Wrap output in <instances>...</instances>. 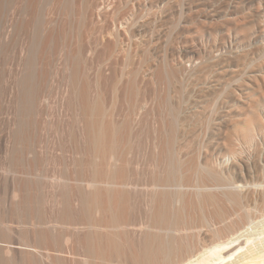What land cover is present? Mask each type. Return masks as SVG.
<instances>
[{
    "label": "bare ground",
    "instance_id": "bare-ground-1",
    "mask_svg": "<svg viewBox=\"0 0 264 264\" xmlns=\"http://www.w3.org/2000/svg\"><path fill=\"white\" fill-rule=\"evenodd\" d=\"M257 1L261 2L260 0ZM156 2L154 4H156ZM251 2H253V0ZM25 3H28L25 4L28 8V5L34 2L30 4L28 0V2ZM55 3L59 4L60 1L58 0V2ZM79 3L80 5H78L81 7V12L79 13V15H81L80 18H78L80 19L79 23L87 19V17L88 19L90 18V23H94L93 19L95 17V19H97V17L102 20L104 18L108 19L110 16V9L112 11V8H110L109 5L106 6L104 3L105 7L100 4L102 6V8H100V5L96 1L89 4L85 0H80ZM235 3L237 4V2ZM225 4H227V2H225ZM59 5H61V3ZM76 5V0H64L63 6L61 5L62 9H58L62 10L64 15L68 13L71 14L72 9H74ZM237 5H235V7ZM27 8L23 11L21 10L19 16L27 13L25 12ZM29 8L31 7L29 6ZM252 9H254V7ZM62 13L61 15H63ZM114 16L113 13L110 18ZM63 17L62 19H64ZM23 18L24 16H20L18 19L24 21ZM111 19L113 21V18ZM141 19L142 18H140V20ZM204 21L206 22V20ZM125 22L124 27L122 24L119 27L115 26V28L109 29L107 27V32L104 34L108 35V39H114L115 41L120 40L125 34L131 37H135L136 34L139 36L140 30L138 31L137 29L140 25L132 20ZM24 23L26 22L24 21ZM27 24H29V21H27ZM27 24H25L26 27H28ZM67 24L69 23L67 22ZM101 24H103V22H101ZM106 25L108 24L106 23ZM235 25L237 26V24ZM10 28L11 30L9 31H13L14 33L21 31V25L17 22L12 24ZM44 29L43 27L41 31L42 34L45 31ZM252 29H254V27ZM77 30L79 29L77 28ZM155 31L154 29V32ZM248 31L244 33V40L250 38ZM47 32V38L46 35L45 39L43 38L44 43L39 40V38H32L31 41L28 39L30 43L29 45L27 44L29 47L28 50L26 49L27 53L22 61L23 63L21 62L22 69L19 74L16 73L18 76L15 82H13L15 95L12 97L14 98L12 101L15 106L14 110L16 109V120L13 119L15 122L13 123V129H10V146L8 145L9 148L6 153L9 165L13 167V169L0 168V171L3 169L5 172V176H7V171H10L8 173L9 175L11 173L13 174L11 179L12 188H10L12 200L8 207L5 205L7 200H5V202L2 200L4 202L3 206H6L3 210V206L0 204V264H264V201H262L263 204L261 203L263 206L260 208L262 209H260L256 216L242 210L241 213L236 214L238 215V219H232L228 210V205H231V207H242L243 195L241 196V192L238 191L240 187L236 189L235 187L229 188L228 184L231 185V183L226 182L229 180L224 176L226 175L224 170L212 164L211 158L208 155L206 157L204 156L205 153L201 156L202 152H200V150H195L194 147V150L190 148L189 138L190 134L193 133H191V128L193 127L191 120L192 115H194L192 110V101L194 99L191 101V96L194 94L191 95L186 87L189 81L187 84L184 82L187 80L184 79L185 74L183 77H181V75L180 78L178 76L180 73L183 74L184 70L187 68V66L182 67V64H180L178 68L174 69L173 67L171 68L172 70H170V66L165 65L168 63L167 61L165 64L162 63L166 70L163 69L164 66L163 68L156 67L154 70L150 68L151 71L147 77L148 79L143 77L139 83H136L138 82L137 79L135 80V78L138 77L135 76L139 75L137 73L139 70L132 74L127 73L130 75L129 78L124 75L125 79H128H126L127 83L122 82V84H125V89L122 88L127 91L124 94L127 95L133 90L134 92L137 91L135 95L139 96L138 92L140 93L142 90L143 103L148 95V83L155 82L154 84H150L153 86L156 84L157 90L161 89L159 85L161 87L165 85L164 89L166 88L165 90H167L165 91L166 96L163 104L161 103L162 105L160 103H158V106L154 104L155 106L149 109L150 112L148 110L146 111V108L143 109L144 106H140V109H143L144 112L141 113V117L135 122L133 116L136 113V104L134 105L133 101L131 102L129 100L130 97L134 98L135 95L131 93L132 96H128L129 98L127 97V100V98H124L126 95L124 96L121 92L126 102L128 101L129 104L131 103V105L133 104L134 106L128 107V109L130 108V110H128L129 114H124L125 116L122 114L124 117L123 120L122 118L119 119L113 111L117 108L113 106L117 105V102H115L117 91H115V89L117 90V88L120 87L115 88V86H113L114 88L112 89L114 90V95L111 97L116 105L113 104V101L111 104H108V102H106L107 100L102 95L103 86L101 87L100 85L99 77L95 80L93 79L94 81H87V79L89 80L87 77L86 79L83 77L85 79L84 81L81 80L80 69H78L79 60H81L79 57L81 55L78 57L75 52L76 50H73L75 54L71 53L72 51L69 54L65 52L67 55H63L64 58L61 66L62 73L64 74L63 80L66 82L67 86L64 104L66 105V111H69L68 113L71 115V118H69L72 121H70L71 123L67 122L68 124L64 122V127L61 126V130H59L61 139L70 140L74 137L78 145L76 148L79 150L77 151L76 148V150L73 149L75 152L77 151V156L73 154L75 158L73 156L71 157L73 159L71 161L73 162L69 161V166L72 165L69 167V170L67 169L68 164L66 165L65 161L64 165L66 166L64 169L68 171L65 170L64 172V169L61 170H63L65 174L69 171L71 172V170L73 172L71 175L63 174L62 177H59V180L52 183L49 187H46V185L49 184L48 181H46V185L44 184L45 186L43 185L44 187L42 186L45 182H42L43 180L40 181L41 186L35 183L32 178L36 175L33 177L29 176L30 178L17 175L19 171L15 169L18 170L23 165L22 163H24L23 161L21 163L23 157H21V155L27 152L24 150L25 152L21 153L20 151L24 147L28 149L33 141L31 140V129L34 127V124L31 122V118L35 110L34 106L38 95V89L44 86L42 81H44L43 78L45 77V73L41 72L42 70L39 72L41 65L43 66V64H41L43 62L42 59L43 56L46 55V52H48L49 43L58 37L52 28ZM150 32H153V30ZM154 32L150 33L151 36L149 35L147 41L160 38V35ZM73 33L71 35L72 37ZM7 35L8 32L3 31V34L1 33L0 35V41L1 39L4 40ZM102 40L104 41L105 38ZM147 41L146 43H148ZM141 44H143V41ZM222 46L220 45L219 48ZM56 48L58 49L57 46ZM26 50L25 48L23 49L24 53ZM115 51H118V48ZM145 51H148V49L146 50L144 48V52ZM185 52L184 55L186 54ZM245 56L244 61L241 57H236L234 59L235 69L230 71L233 72V74L230 73L231 75H229V69L227 68L229 63L227 62V65H222L221 69L223 72H226V75L228 73L229 76H232V80L241 79V75H244V67L247 65V63H244L247 61L245 60ZM220 63L225 64L224 62ZM167 66L169 67L167 68ZM159 69H162V73ZM261 69H263V67ZM163 71L165 72L163 73ZM189 71L191 72V70ZM223 72L220 71V73ZM99 73H101V71ZM186 74L188 75V72ZM122 77H120L122 80H117L119 84H121L120 81H124ZM102 78L103 77L100 79ZM182 78L184 81H182ZM222 82L223 81H221V83ZM219 83L214 84H218L220 88ZM209 85H211V83ZM220 85L224 86L225 83L224 85ZM135 86H138L136 87L137 90L133 89ZM11 87L13 88V85ZM203 87L207 90L210 88V86H208V88L205 86ZM213 87L214 89L217 88L213 85L211 87L212 90ZM222 88L223 87H221V89ZM171 89L173 92L175 91L174 94ZM169 90H171L172 95L178 93V95H175V97L178 96L176 97L177 99L175 98L176 101L174 100L175 104H169L170 96L173 97L171 94L169 95ZM197 91L201 93V90L198 89ZM158 93L159 95L163 94L160 92ZM114 96L115 98H113ZM173 99L174 98H172V101ZM162 100L163 98L159 101L162 102ZM249 102L250 104L248 103L249 105L247 104L246 106L242 104L243 106L240 107L241 111L238 109V114L236 115L238 118L234 115L236 119L233 116L234 119L231 118V120H228L227 116L229 115L224 111L225 114L223 113L220 116L222 119L220 125L223 126L226 131L228 129L229 131L231 130V132L228 131V134L239 136L240 140H245V143L248 141L252 143V139L256 138L257 134L260 135L264 133V112H262L264 108V90L261 94V98L257 96L249 100ZM164 112L167 113V116L164 115ZM122 115L120 117H122ZM148 116L150 117L152 132L149 138L151 143L148 152H138V159H136V157L133 158L132 156L133 146L136 142L135 139L143 134L142 131L145 126L148 127L149 123H146V121L149 122V120H147ZM194 124L195 123H193V125ZM56 130H58V127ZM227 136L228 137H225L231 138L230 140L237 138L234 136ZM64 140H62V142ZM135 146L136 148L134 147V149L137 150L139 146H137V144ZM245 146L247 145L245 144ZM68 147H70V145ZM248 148L250 149L249 146ZM139 149L138 151H140ZM29 155H32V153ZM34 155L30 156V160L31 157H35ZM23 160L25 161V159ZM58 163L60 164L59 161ZM38 165H41L40 162ZM26 166L24 165V167ZM30 166L28 168H30ZM32 168L31 166L30 169L32 170ZM70 168L72 169L70 170ZM26 169L24 168V171ZM33 170L35 171L34 168ZM35 173L37 174V172H34V174ZM30 174L31 172H29L28 175ZM72 176H75V178ZM8 180L9 178L6 182H3L4 186L5 183H8ZM235 183L234 180V185ZM3 185L0 189H5ZM226 185L228 188L226 187V189H223ZM40 187H42L44 191ZM257 187H259V184H257ZM41 191H43V193L45 192L44 197H42ZM3 192L5 194L4 190ZM6 192H8V190H6ZM37 192L41 193V197ZM2 196L3 195H0V198ZM46 209L48 212H46Z\"/></svg>",
    "mask_w": 264,
    "mask_h": 264
},
{
    "label": "rangeland",
    "instance_id": "rangeland-1",
    "mask_svg": "<svg viewBox=\"0 0 264 264\" xmlns=\"http://www.w3.org/2000/svg\"><path fill=\"white\" fill-rule=\"evenodd\" d=\"M0 1H1L0 35H1V33L3 34V31L4 32L7 31L8 32L7 37L9 38L8 39L7 37H5L4 40L1 39V41H0V163H1L0 168L13 169V167H11L9 165V162L6 158L7 149L10 146V141H9L10 140V132H11L10 129L11 130L13 129V123L15 122L14 120H16L15 119L16 118V109L14 110L15 106L13 105L14 102L12 101L14 99L12 97H14V95H15L13 82H15V79L17 78L19 72L22 69V63H23L22 61H23L24 57L26 56V53H27V50L29 47L28 45L30 43L28 39H30V41H31L32 38L33 39L39 38V40H41L44 43L45 35L47 38V34H46V33H48L47 31L49 29L51 30V28H52V30L55 32V34H57L56 36H58V37H56L55 40H52L53 43L52 42L49 43L48 52H46V55H44L43 59H42L43 62L41 64H43V66L41 65L40 70H39V72L42 70L41 72L45 73L44 74L45 77L43 78L44 81H42L44 86L42 88L38 89V95L39 96L37 95V99L35 102L36 107L34 106L35 110L33 111L34 114H32L33 117L32 118L30 117L31 122H33V124H34V125L32 124L34 127H32V129H31V133H32V135H31L32 139L31 140H33L32 141L33 143L31 142V145L29 146V148L30 147H32V148L27 149L24 147V148H22L23 150L21 149V151H20L21 153L25 152V151H27V152H25L21 155V157L23 156L21 163H22V161L24 163H22L23 165L21 164L22 165L21 167L19 166L21 169L20 168L18 170L15 169L16 171H19V173H20V174L18 173L17 175H23L24 177L25 176L33 177L34 175H36V176H34V178H32L35 183L40 185V181L43 180L42 182L45 181L43 184L41 183L43 186L44 184L46 185V181H48L49 184H47L46 187H49L52 183L59 180L60 179L59 177H62L63 174L64 175H69V174L71 175L73 172L71 170L72 168H70L71 172L69 171L70 173L68 172L67 174L63 173V170H61V169L65 168V166L69 163V161L73 160L71 157L73 156V154H76V152L79 150L76 148L78 145L76 144V140L74 137H73L74 139L69 138L70 140L66 139L67 140L66 141L64 139H61V136H60L61 126L64 127V124H65L64 122L69 123L70 121H72L70 119L71 115L68 113L69 111H66L67 110L66 105L64 104V98L66 96L67 86H66V82L63 80L64 74L62 73L63 71L61 70L63 58L65 55H67L66 53L69 54L72 51L71 53L75 54V52H76L78 57H79V55H81L79 57V59H81V60H79V67H78V69H80L79 71H80L81 80L84 81L87 77V78H89V80L87 79V81H90V80L94 81L97 77H99L100 85H101V87L103 86L102 87V92H103L102 95L107 100L106 102H108V104L109 103L111 104V102L113 101L112 97H111L114 95L113 94L114 90H112L114 88L113 86H115V88L120 87L121 89L120 88H117V90L115 89V91H117V95H116V100L115 99L114 100H115V102H117L116 103L117 105L114 104L115 102L113 101V104L116 105L113 107H116L117 109L113 108L114 109L113 111L119 117V119L122 118V120H123V118H124L123 115L124 114L127 115L128 110H130V108L128 109V107L134 106L136 104V106H135L136 107V113L133 116V119L135 118L134 119L135 122H136V120L138 121V119L141 117V115H142L141 113L144 112L143 109L146 108V111L147 110L149 111V109L151 107L155 106L154 104H157V106H158V103L163 104L164 98L166 96L165 91H167V90H165L166 88L164 89L165 85H163L164 87H161L159 85V87L161 89L159 88L160 90H157L158 88L156 87V84L154 86L151 85V84H154L155 82L149 81L151 84L150 83L147 84V87L149 86L148 87V95L146 97V100L143 103L142 102L143 101L142 90L140 91V93L138 92L139 96H136L135 94L137 93V91L134 92L133 90H132V92H129V94H127V95L124 94L127 92L126 90H124L125 89L124 83L125 82L127 83V81H126L127 78L125 79V77L129 78V76H130L127 73L132 74L133 72H137L139 70L137 72L139 75L135 76V77L138 76L137 78H135V80L137 79L138 82H136V83H139V81L142 80L143 77H146V78L148 77L149 72L151 70L156 69V67L157 68H163L165 62L167 63V61H168V63L165 65H169L170 70H172L171 68H173V67H174V69L178 68V66H180V64H182V67L187 66V68H186L187 70L185 68L184 69L188 72V75L186 74L187 72L184 70L183 74L180 73V74H178V76L180 78L181 75H182L181 77H183L185 74L184 79H187V80L184 81V79L182 78V81H184L186 84L189 81V83L186 87L190 91L191 95L194 94L191 96V101H192V99H194L193 100L194 102L192 101V106H193L192 110H193L194 115H192L193 121L191 120V122H192L191 124L193 126L191 128V133L192 132L193 133L190 134V138H189L190 148L193 149V147H194L195 150H200V152L203 153V154L201 153V156H203L205 153L204 156L206 157L208 155L212 160V164L217 165V167H220L222 170H224V173H226V175H224V176H226V178L229 180L226 182L231 183V185L233 186L232 187L231 185L228 184L229 188L235 187V189H236V188L240 187L238 189V191L241 192V196L243 195L242 196L243 199H242V203H241L242 207L241 208L240 207H233V206L231 207V205H228V210L231 214V218L232 219H238V215H236V214L241 213L242 210H245L246 212H250L252 215L254 214L255 216L259 213L260 209H262L260 207L263 206V205H261V203H262V201H264V199H262V198H264V183H263L264 182L263 181L264 180V137H263L264 133L260 134V135L257 134L256 135L257 137L252 139L255 142L252 141V143L250 141L245 143V140L243 141L242 139H241L242 140V142H241L240 137L238 136L239 137L238 138L235 135H233V136L237 137V138L234 140L232 139L233 140L232 141V140H230L231 138H226V137H228L227 135H229L231 137H233V136L228 134L229 132H231V130L229 131V129L227 128L228 130L226 131V129L220 125V122L222 120L220 116H221V114H223L225 112L227 115H229V116H227V119L231 120V118H233L234 115L236 116L238 114V109H240V107H242L243 105L246 106L248 103L250 104L251 101L249 102V100H252V99L256 98L257 96L261 98V94L264 90V73H263L264 72V0H260L261 2H259L257 0L256 1L253 0V2H251L252 0H240V1L239 0H225V1L220 0L221 2L219 0H214V1L213 0H202V1L197 0L198 2L196 0H158V1L157 0H150V2H149V0H85L89 4H92L96 1L99 5L101 4L102 6L104 4L106 6L109 5V7L112 8V11H113L112 12L110 9V12H109L110 16L113 13L115 15L114 17H111V18H113V21L110 18V16L108 17V19L104 18L105 20L104 19L102 20L98 17H97V19H95L96 18L95 17L93 19L94 23H90L91 20L89 21L90 18L88 19V17H87V19L83 20L84 22L81 21L82 23L81 22L79 23L80 19H78V18H80V15H81V14L79 15V13L81 12V9H80L81 7L79 6L80 0H78V1L76 0L77 5L74 6V9H72L71 14L68 13L65 15H64V13H62V10H60V9H62V6L64 4V0H62V2H61V0H59L62 6L59 5L60 3L59 4L55 3V2H58V0H56V1L55 0L54 1H52V0H34V1L31 0L34 3H32L29 0V3L31 2L32 4L30 3L31 5H28V8H27V5L25 6V4H28V3H25V2H28V0L27 1H25V0H0ZM22 1H24V2H22ZM155 2H156V4H154ZM225 2H227V4H225ZM235 2H237V4L239 6ZM243 2L245 5L243 4ZM101 5H100V8H102ZM105 5L103 7H105ZM154 5H156V6H154ZM235 5H237L238 7L236 6L237 7L236 8ZM257 5H259V6L261 5V6L259 7ZM29 6L31 8H29ZM111 6H113V7H111ZM243 6H245V7H243ZM214 7H216V8H214ZM253 7H254V9H252ZM256 7H257V9H256ZM25 8H27L25 11L27 13H24V12H22V13H24L25 15L27 14L26 15L27 17L24 14L23 15L21 14L20 16H24L23 20L26 23H24V21H21L20 20L21 18L18 19L20 17L19 14L21 13V10L23 11V10H25ZM58 8H60V9H58ZM239 8H241V9H239ZM261 8H262V10H261ZM232 9H233V11H232ZM75 10H77V11H75ZM162 10H163V12H162ZM72 12L74 13V15ZM61 13L63 15H61ZM241 13H243V14H241ZM205 14H206V16H205ZM76 15H78V16H76ZM61 16L62 17L64 16L63 17L64 19H62ZM71 16H72V18H71ZM186 17H187V19H186ZM235 17L238 19H236ZM253 17H254V19H253ZM66 18H68V19H66ZM140 18H142V19L140 20ZM25 19H27V20H25ZM131 20L134 22L136 21L137 22L136 24L140 25V26H138L139 28L137 30L138 31L140 30L141 35L139 34V36H138V34L135 33L136 36L131 37L130 35L125 34V35H123V37L120 38V40H117V41H115L114 39H108L109 38L108 35H105L107 32L106 30L108 28L109 29L115 28V26L119 27V26H121V24L124 27V22L125 21L128 22ZM204 20H206V22ZM27 21H29V24H27ZM16 22L20 23L21 31H18L16 33H14L13 31H9V30H11L10 26ZM50 22H51L52 26L50 25ZM67 22L69 24H72V25L67 24ZM101 22H103V24H101ZM251 22H253V23H251ZM30 23H32V24H30ZM106 23L108 25H106ZM142 23H143V25H142ZM146 23H147V25H146ZM25 24H27L28 27H26ZM154 24H155V26H154ZM235 24H237V26ZM7 25L9 26V28ZM257 25H260V26H257ZM43 27L45 28L44 29L45 34L44 33L42 34V32H41ZM253 27H254V29H252ZM5 28H6V30H5ZM7 28H8V30H7ZM77 28L79 30H77ZM154 29L156 30L155 31L156 34L160 35V38L157 40L156 39L155 40L149 39L150 41H147V39L149 38V35L151 36L150 33L154 32ZM246 29H248V30L251 29V30L248 31ZM152 30H153V32H150ZM234 30L236 31L237 34L235 33ZM246 31H248V34L250 35V38H248L249 40L243 39V37L245 35L244 33H246ZM58 33H59V35H58ZM72 33H73V37L71 36ZM241 34H243V35H241ZM75 35H76V37H75ZM145 36H146V38H145ZM62 38L63 39L65 38V39L63 40ZM76 38H77V40H76ZM104 38H105V40L103 41L102 39H104ZM27 40H28V42H27ZM145 40L148 43H146ZM57 41H58V43H57ZM142 41H143V44H141ZM61 42H62V44H61ZM139 42H140V44H139ZM220 45L221 46L223 45V46L219 48ZM56 46L58 47V49L56 48ZM24 48H25V50L27 49L25 51V53L23 51ZM117 48H118V51H115ZM144 48L146 50L148 49V51L144 52ZM73 50L74 51L76 50V51L74 52ZM77 50H79V51H77ZM81 51H82V53H81ZM184 52L186 53L185 55H184ZM58 54H60V55H58ZM245 54H246V56H245ZM56 56H57V58H56ZM244 56H245V60L248 61V62L247 61L244 62V63H247V65L244 67V71L245 70L246 71L245 72L243 71L244 77L241 75V79L238 78V79L232 80V78H231L232 76H229V75H231L230 73L233 74V72H230V71L235 69L233 61L236 57L237 58L241 57V59L244 61ZM259 57L261 58V60ZM144 60H145V62H144ZM179 62H182V63H179ZM220 62H222V63L224 62L225 64H221ZM226 62L229 63V65L227 66L229 71L225 67V69L228 71L229 75H228V73L226 75V72H223V70L221 69L222 65L223 66L227 65ZM162 63H164V64L162 65ZM160 65H162V66H160ZM169 66H167V68ZM260 67L261 68L263 67V69H261ZM150 68H151V70H150ZM163 69L166 70L165 66ZM174 69H173V71H174ZM159 70L161 71L162 69H159ZM189 70H191V72ZM100 71H101V73H99ZM220 71L223 73H220ZM164 72L165 71H163V73ZM16 73H18V74L16 75ZM137 73H135V74H137ZM161 73H162V71H161ZM124 75H126V76L124 77ZM101 77H103V78L100 79ZM120 77L124 78L123 79L124 81H120L121 84H119V82H117L118 79L122 80ZM220 80L223 82L221 83ZM122 82H124V83L122 84ZM209 82L211 83V85H209L210 84ZM214 83H219L220 88L218 87V84L216 85ZM224 83H225V85H224ZM220 84H223L224 86H221ZM12 85H13V88L11 87ZM150 85H151V87H150ZM207 85L210 86V88H208ZM213 85L217 88L214 89V87H213V90H212L211 87ZM203 86L207 87L208 90L204 89ZM136 87H138V86H135V88H133V89L135 90ZM189 87H191V88L193 87L192 90ZM221 87H223L222 88L223 90L221 89ZM196 88H197V90L198 89L201 90V93L199 91H197ZM209 89H210V91H209ZM39 90H40V92H39ZM171 90H169V91L171 92ZM192 91L196 92L197 94L192 92ZM121 92L124 96L125 95L126 96L125 97L122 96ZM154 92H155V95H154ZM158 92H160L161 94L163 93L164 95L163 94L159 95ZM170 92H169V95L170 94L172 95L173 90L171 93ZM174 92H173V94H174ZM202 92H204V93H202ZM12 93H14V94H12ZM131 93L135 95V96L133 95L134 98L128 97V96H132ZM199 94H201V95H199ZM175 95H178V93L177 94L175 93ZM175 95H172L173 97L170 96L169 104H175V101H176L175 98L178 97V96L175 97ZM152 96H154V97H152ZM119 97H121V98H119ZM123 97L124 98L128 97L131 102L133 101L134 105L133 104L131 105V103L129 104L128 101H127L128 102L127 103ZM113 98H115V96ZM128 98H127V100H128ZM162 98H163L162 102L159 101ZM172 98H174L173 101L175 100L174 103L172 101ZM118 99H121V100H118ZM137 100H139V101H137ZM9 102H10V104H9ZM198 102H200V103H198ZM246 102H247V104H246ZM196 103H197V105H196ZM127 104H129V105H127ZM140 106H144V108L140 109L141 108ZM235 106H236V108H235ZM118 109H120V110H118ZM225 109H226V111H225ZM234 109H235V111H234ZM164 111H166V110H164ZM240 111H241V109H240ZM262 112H264V108H263ZM196 113H198L199 115ZM166 114L167 113L164 112V115H166ZM121 115H122V117H120ZM150 116H151V114H150ZM235 116H234V118H235ZM228 117H230V118H228ZM147 120H149V122L146 121V123H149L148 127L145 126L144 130L142 131L143 134L139 135L138 138L135 139L136 142L133 146L134 151L132 150V152H133L132 156H133V158L136 157V159H138L137 154H139L141 152L142 153L148 152V149H149V146L151 143L149 138H150V135L152 132H151V127H150L151 125H150V117L149 116H148ZM146 123H145V125H146ZM193 123H195V124L193 125ZM215 123L218 125H216ZM57 127H58V130H56ZM57 131H59V132H57ZM59 139L61 142L59 141ZM227 139H229V140H227ZM62 140L66 141L67 143L64 141L62 142ZM71 140H72V142H71ZM225 140H227V141H225ZM197 143H199V144H197ZM32 144H34V145H32ZM74 144H76V145H74ZM136 144H137V146H139L137 148L138 149L140 148L139 149L140 151H138V149L137 150L134 149V147L136 148V146H135ZM229 144H231V145H229ZM245 144L247 146H245ZM69 145L71 148L68 147ZM228 146H229L230 150H229ZM248 146L250 147V149L248 148ZM197 147H198V149H197ZM75 148L77 149L76 152H75V150H76ZM73 149H75V150H73ZM231 149H234V150H231ZM30 151H32V152H30ZM231 151L232 152L234 151L233 152L234 155ZM30 153H32V155H29ZM206 153H208V154H206ZM236 153H237V155H236ZM33 155L35 157L34 158L31 157V160H30V156H33ZM229 155H231V156H229ZM38 156H39V158H38ZM75 156H77V154ZM23 159H25V161ZM50 159L52 160V162ZM53 159L56 161H54ZM60 160L63 162H61ZM53 161L56 163H54ZM58 161L60 162V164L58 163ZM64 161L66 162V165H64V163H65ZM39 162L41 165H38ZM71 162H73V161H71ZM30 164L35 169V171L33 170V168H32V170L30 169L31 168ZM24 165L25 166L29 165L30 168H28L29 166H26L27 167V169H26V167H24ZM71 166H69V164H68L67 169L69 170V167H71ZM24 168L26 169L25 171H24ZM27 170H28V172H27ZM65 170L66 169H64V172H65ZM68 170H66V171H68ZM23 171H24V173H23ZM2 172H4L3 169H1L0 173H2ZM9 172L10 171L6 172L7 176H5V172L0 174V179H1L0 180L1 181L0 182L1 183L0 188H2L3 182H6L7 179L9 178L8 183H5V186L3 185L5 187V189H0L1 190L0 195H3L0 198V204L3 206V203L5 202V200H7V203L5 202V205L7 207L12 200L10 188H12L11 179H12L13 174L11 173L9 175L8 174ZM29 172H31L32 176H31V174L28 175ZM34 172H37V174L36 173L34 174ZM61 172H62V174H61ZM41 173H42V175H41ZM43 173H44V175H43ZM227 175H229L230 177ZM73 178H75V176ZM50 180H52V181H50ZM234 180L236 182L235 185H234ZM251 183H253V184H251ZM255 184H256V186H255ZM257 184H259V187H257ZM6 185H7V187H6ZM226 187H227V185L224 186V188L223 187L222 188L226 189ZM40 188H42V187H40ZM3 190L5 191V194H4ZM6 190H8V192H6ZM42 190L44 191L43 188H42ZM43 191H41L42 194L38 193L39 191L37 192L39 194V196L41 194V195H43L42 197H44L45 192L43 193ZM6 194H7V197H6ZM2 200H4V202ZM4 206L2 207V210H3V208H6V206L5 207ZM43 211H45V210H43ZM46 212H48L47 209H46Z\"/></svg>",
    "mask_w": 264,
    "mask_h": 264
}]
</instances>
